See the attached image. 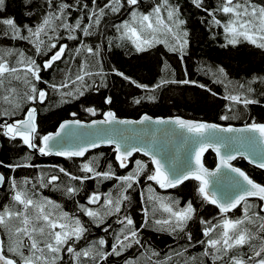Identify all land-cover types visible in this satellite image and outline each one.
<instances>
[{
	"label": "trees",
	"instance_id": "16d2710c",
	"mask_svg": "<svg viewBox=\"0 0 264 264\" xmlns=\"http://www.w3.org/2000/svg\"><path fill=\"white\" fill-rule=\"evenodd\" d=\"M121 2L124 6L119 12L106 10L107 14L100 24L93 25L89 29L91 34L85 36L82 29L90 23L88 16L93 9L92 0H79V3L77 0H52V9H49L47 0H31V4H27L26 0H5L0 16L15 18L21 27L35 26L48 11L58 8L62 3L72 6L66 10V22L75 26L79 19L81 27L71 33L58 27L55 33H49L51 40L43 37L45 46L42 53L37 54L32 43L24 39H13L11 35L5 36L3 26H0V51L11 49L23 52L26 57L35 60L41 66V79L33 80V83L38 90L47 93L42 103H39V99L22 100L21 108L15 115H3L4 107L0 109V125L6 121L14 122L25 118L27 110L35 107L38 113L35 144L39 148L42 146L40 137L56 132L62 122L69 119H101L108 111L115 112L119 118L128 119H139L147 114L163 118L179 116L223 126L264 123V49L246 41L236 46L227 44L222 25L229 17L222 12H214L215 17L221 21V25L217 26L211 23L212 16L209 15L221 0H203L201 8H197L192 0H169L171 5L179 8L180 18L185 21L182 29L188 33V43L183 54L171 50L170 46L174 43L171 37L167 38V44L157 43L142 52L137 51L130 41L121 39L116 26L131 20L130 6L126 4V0ZM158 2L160 0H140L138 10L147 13ZM250 2L264 6V0ZM105 3L107 0H96L97 7H103ZM85 4L87 8L84 7ZM28 11L33 14L26 15ZM56 23L59 24L60 21ZM22 35H27L26 30ZM69 35L76 38L69 39ZM51 43H56L57 48L49 51L48 45ZM60 45L67 46L64 56L54 62L52 67L43 69L44 62ZM88 47L98 50L99 54H89ZM77 49H80L79 53ZM7 58L13 64L17 59L16 56ZM84 63H87L94 75L85 78L83 95H76L74 89L77 85L71 83L66 88L51 87L53 84L60 85L67 76L74 78L80 65ZM221 68L224 70L223 74L219 71ZM117 73H123V76ZM124 76L129 79H124ZM161 80L167 83L156 87ZM185 80L189 83H183ZM131 81L148 87L138 88ZM13 84L20 93L26 90L21 82L13 81ZM249 88L252 89L251 92L248 91ZM68 92H73V95H65ZM4 94L0 89V103ZM229 95H241L242 99L247 96L257 102L248 105L234 103L226 99ZM106 98H111V103H107ZM137 99L140 103L135 102ZM88 108H93L95 114L91 115ZM115 156L113 149L102 148L88 153L82 159H42L37 153L31 152L23 141L3 135V129H0V173L8 178L7 189L9 187L5 194L0 192V207L11 203L12 181L20 183L28 179L31 183L26 187L34 191L37 198H47L59 204L60 211L78 217L87 228L83 238L74 244L77 250L103 238L106 243L102 250L111 253L116 236L124 227L120 221L125 216L134 221L132 227L138 231L140 244L125 248L120 255L111 254L103 260L97 258L98 264H223V261L215 260L211 255L205 256V245L199 243L206 239L203 236L205 225L202 221L216 222L222 215L216 206L200 196L199 182L190 180L165 191L154 181L147 180L146 175L154 168L147 158L136 154L129 160L127 167L121 168ZM136 160L143 161L148 168L124 193L128 199L121 203V211L104 215L102 220H93L84 215L80 210L81 205L103 215V199L109 194L113 198L118 197L124 187L116 177L132 173ZM90 161L95 162L98 172L109 171L111 165V178L104 179L102 176L84 173L83 164ZM216 163V156L212 152L204 157V164L208 168H214ZM46 164L52 167H47ZM235 166L244 170L254 181L264 185V171L251 167L244 160H237ZM60 168L65 169V172H60ZM85 175L91 178L72 179L73 176ZM51 176L59 177L52 187L48 183ZM41 180L47 184L46 187L41 186ZM67 187L75 188L76 192L67 194ZM150 187L153 191L149 190ZM93 193L101 196V201L97 204L88 203V198ZM150 196L162 198L166 203L178 202L180 208L185 207L188 202L192 203L195 211L183 231L171 232L166 226H156L153 223L155 219H164L168 214L159 208V201L149 200ZM246 202L252 206L251 212H259L264 216V212L260 211V200ZM154 207L157 209L155 213ZM242 214L241 206L227 215L234 218ZM0 232L7 243V236L3 231ZM241 252H248L247 246ZM62 257L60 264H74L71 255L66 251L62 253Z\"/></svg>",
	"mask_w": 264,
	"mask_h": 264
},
{
	"label": "snow or ice",
	"instance_id": "6c2138e0",
	"mask_svg": "<svg viewBox=\"0 0 264 264\" xmlns=\"http://www.w3.org/2000/svg\"><path fill=\"white\" fill-rule=\"evenodd\" d=\"M27 4H31V0H26ZM79 3V0H77ZM192 3L197 7H203V0H192ZM49 9H52V0H47ZM93 9L90 10L88 20L89 25L82 29L85 36L90 35L89 29L93 25H99L101 19L107 14L106 10L116 13L124 6L121 0H107L103 7L96 6V0H92ZM126 4L130 6V21H124L121 25H117V32L120 33L121 39H126L134 45L137 51H145L148 47L154 46L157 43L167 44L168 37H171L174 43L170 46L171 50L179 51L183 54L187 46L186 30L182 29L185 21L180 18L179 8L169 3V0H160L155 3L151 10L147 13L140 12L138 6L140 0H126ZM5 7V0H0V12ZM72 7L67 3H62L58 8L48 11L40 23L35 26L17 24L15 18L0 16V26H3L2 31L5 36L11 35L13 39L28 40L35 47L36 53L41 54L45 46L43 37L52 36L49 33H55L58 27H62L69 33L80 29L81 23L77 19L75 26L66 22V10ZM87 8V4L84 5ZM222 12L227 15L228 20L222 25L225 33V38L228 45L236 46L242 41H246L257 48L264 49V6H257L250 0H221L216 9L209 12L212 16V24L221 25V21L217 19L214 12ZM32 15L31 11L25 13ZM60 21L59 24L56 22ZM27 32V35H22V32ZM69 39H75L73 35H69ZM227 46V45H225ZM66 45H60L58 50L50 56L43 64V69L52 67L53 63L61 60L65 54ZM57 44L51 43L48 45V50L56 49ZM79 53L80 49L76 50ZM87 52L91 55H98L99 51L91 47L87 48ZM16 56L15 63H11L7 57ZM41 66L30 57H26L23 52H15L11 49L0 51V89L4 91L2 99L8 103L10 107L6 109L3 115H15L21 108V101H35L39 99L41 102L46 97L44 90H38L33 83V80L39 81ZM219 71L223 74L224 70ZM99 74V73H95ZM123 76V73H117ZM94 73L89 69L87 63L81 64L74 78L67 76L65 81L60 85H51L53 89L66 88L69 83L77 85L74 89L76 95H83V88L86 87L85 78L91 77ZM124 79H129L124 76ZM13 81L21 82L25 91L20 93ZM136 84V81H131ZM167 81L161 80L160 87ZM189 83V81H183ZM138 88H147L146 85L136 84ZM243 87V85H241ZM252 91L251 88L248 89ZM65 95H73V92L65 93ZM151 98V97H149ZM234 103L242 102L244 105L256 103L257 101L249 99L241 95H229L226 97ZM107 103H111V98H106ZM136 103H140L137 99ZM88 112L95 114L93 108H88ZM227 119V117H221ZM151 117L145 115L139 121L117 120L114 112L108 111L104 113L102 121H93V124H143L146 121H151ZM79 120L64 121L59 125V131L55 134H47L40 137L41 145L38 150L41 154H51L54 151L53 141L61 136L65 129L71 125H80ZM157 124L171 123L184 132L194 134L201 137L195 141L198 147L194 149L192 157L186 161L181 167L176 169L166 170L165 165L157 158L156 155L141 147H122L120 142L112 138L103 139L101 142L109 145H115V159L119 162L121 168L128 166V159L135 152H143L145 156L151 157V164L154 168L150 170V174L146 175L148 181H154L160 188H175L179 184L189 179H194L199 182L198 192L204 201L215 205L221 217L216 221H202L205 225L203 236L205 240L199 243L205 245L204 255H211L215 260L223 261V264H264V216L259 212H251V205L247 204L248 197H257L260 201H264V185L254 182L244 171L233 167L230 161L236 159V155L229 154L221 155V146L229 147L230 143L226 138H220L217 141H208L204 136L209 130H218L221 132H251L258 133L261 141L264 142V123L257 124L253 122L251 125L243 129H235L232 127L219 128L218 125L200 123L194 121H186L176 118L171 121L156 120ZM3 129V135L10 138L19 137L24 145L29 148H36L34 143L35 134L37 132L36 125V109L29 108L26 117L15 120L12 123L0 125ZM99 146L97 141H91L85 146H79L75 150H56L55 155L65 157H82L89 148ZM208 148H212L219 156L220 160L216 166L215 172H210L202 163V155ZM194 160V166L192 164ZM95 162L90 161L84 163L82 170L84 173H92L96 177L109 179L112 176L110 171L98 172L95 168ZM135 170L125 176L116 177L124 185L120 195L113 198L111 194L103 199L104 213L93 210L91 208L80 206V210L84 215L93 220H102L104 215H111L121 211V203L128 199L124 193L127 189L133 186V182L137 181L141 173H144L148 165L141 160L135 161ZM264 168V162L258 165ZM222 169H228L235 173L236 176L242 179L232 178L231 189L225 191L223 196L218 198L216 191L209 189V177L216 176ZM60 172H65V169L60 168ZM68 175V173H65ZM91 177L85 175L83 177H75L72 179H89ZM59 177L51 176L48 183L57 181ZM5 182V177L0 175V184ZM31 181L25 179L18 183L13 180L11 183V203L0 207V231L7 236V243L0 239V264H60L63 259L62 253L67 252L71 255L74 264H98L97 258L105 259L108 255H120L125 248L131 247L133 244H140L138 231L132 227L134 221L125 216L124 220L120 221L124 225L120 234L116 236V243L111 247V253L104 252L103 246L106 241L101 238L98 242L89 244L86 248L77 250L74 247L76 241L83 238L87 228L82 221L75 216H70L68 212L60 211V205L47 198H37V194L26 187ZM41 186L46 187L47 184L41 180ZM35 188V185H33ZM150 191H153L151 187ZM67 194H74L76 189L73 187L66 188ZM159 201V208L167 213L164 219H155L153 223L156 226H166L171 232L183 231L187 222L192 219L194 208L191 202L183 208L178 206V202L166 203L162 198L149 197V200ZM101 201L99 194L93 193L88 198L89 204H97ZM243 207V214L239 217H229L227 214L232 210ZM157 209L153 208V213ZM264 212V208H261ZM147 214V209H145ZM107 230V229H106ZM189 240L191 236L189 235ZM247 246L248 252L242 253L241 249ZM155 255V253H153Z\"/></svg>",
	"mask_w": 264,
	"mask_h": 264
},
{
	"label": "water",
	"instance_id": "95a60500",
	"mask_svg": "<svg viewBox=\"0 0 264 264\" xmlns=\"http://www.w3.org/2000/svg\"><path fill=\"white\" fill-rule=\"evenodd\" d=\"M39 103H42V102L39 100ZM33 108L36 109L35 107ZM91 115L93 114L91 113ZM147 116L151 117L152 119L151 121H146L143 124H140V123L93 124V121H102L104 119V116L101 119H95L92 121L79 120L81 122L79 126L71 125L68 129H65L64 132L61 133L60 137H57L56 140L52 142L54 145L53 153L45 155L39 152L38 147L36 148L28 147V148L31 152L37 153L42 159L66 158L65 156L55 155V151L56 150H75L77 147L85 146L91 141H97L99 143V146L96 148H89L88 151L85 152L84 156L71 157L73 159H82L88 153L94 152L95 150H99L102 148H110L115 151L114 144L109 145V144L101 142L103 139L112 138L115 141L120 142L122 144V147L130 148V147L135 146V147H141V148H144L150 151L151 153L156 155L158 159L161 160V162L165 165L166 170L176 169V168L181 167L186 161H188L192 157L194 153V149L198 147V144L195 141L201 139V137L195 136L194 134L187 133V132H184L183 136H181L180 132L182 130L178 129L176 125L171 124V123L157 124L155 123V121L156 120L171 121L176 118H179V119H183L186 121H194V122H200V123H207V122L190 120V119H186V118L179 117V116L167 117V118L152 117L150 115H147ZM141 118L128 119V118L117 117V120L139 121ZM37 119H38V113L36 109V125H37ZM73 120H77V119H69L66 121H73ZM5 123H12V122L6 121ZM208 124H214V123H208ZM215 125H218V124H215ZM218 126L219 128L232 127L235 129H243L248 125H228V126L218 125ZM57 131H59V127L56 130V132ZM56 132H53L51 134H55ZM204 136L208 139V141H212V142L217 141L220 138H226L229 141L230 148L221 146V155L229 154V152L236 155V159L230 161L233 167L239 168L235 166V162L237 160H244L248 165L254 167L255 169L264 171V168H260L258 166L260 163L264 162V142L261 141V138L259 137L258 133L241 132V131L229 133V132H221L218 130H209V132H206ZM35 138H36V134H35ZM15 139L21 140L19 137ZM34 143H35V140H34ZM209 152H212L216 156V160H217L216 166H217L220 158L212 148H208L207 151L203 153L202 163L204 164V157ZM136 154H140L144 156L151 163L150 156H145L143 152H135L133 153L132 157ZM132 157H129L127 163H129V160ZM192 164L194 166V160H192ZM204 166L210 172H215L216 170V166L214 168H208L205 164ZM0 175L2 174L0 173ZM246 175L248 174L246 173ZM232 178H235L238 180L242 179L236 176L235 173L230 172L228 169H222L221 172L218 173L216 176L209 177V181H210L209 189L211 191H216L217 197L220 198L223 196L225 191L232 190L231 189ZM249 178L251 177L249 176ZM190 180H194V179L186 180L182 184ZM182 184H179L175 188L181 186ZM2 186L3 184H0V188ZM161 189L165 191H169L174 188H161ZM248 200H259V199L257 197H248L247 201ZM262 208H264V201H262ZM0 239H3L1 232H0Z\"/></svg>",
	"mask_w": 264,
	"mask_h": 264
},
{
	"label": "flooded vegetation",
	"instance_id": "af4514ba",
	"mask_svg": "<svg viewBox=\"0 0 264 264\" xmlns=\"http://www.w3.org/2000/svg\"><path fill=\"white\" fill-rule=\"evenodd\" d=\"M46 166L47 167H52V165H50V164H46ZM252 167V166H251ZM254 168V167H253ZM3 175V174H2ZM4 176V175H3ZM5 177V176H4ZM51 185H49L50 187H52L53 185L52 184H54V182L53 183H50ZM7 185H8V178H6L5 177V182L3 183V186L0 188V192L1 193H6L7 192V190L9 189V187H8V189H7ZM5 186V187H4ZM0 193V194H1ZM5 241V240H4Z\"/></svg>",
	"mask_w": 264,
	"mask_h": 264
},
{
	"label": "rangeland",
	"instance_id": "374dc122",
	"mask_svg": "<svg viewBox=\"0 0 264 264\" xmlns=\"http://www.w3.org/2000/svg\"><path fill=\"white\" fill-rule=\"evenodd\" d=\"M1 99H2V96H1ZM3 107H4L3 111H5L6 109H8L10 107V105L8 103L4 102L2 99V102L0 103V109L2 110Z\"/></svg>",
	"mask_w": 264,
	"mask_h": 264
}]
</instances>
